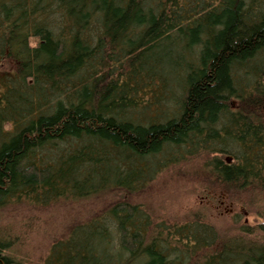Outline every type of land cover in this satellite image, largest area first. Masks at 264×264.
<instances>
[{
	"label": "trees",
	"instance_id": "trees-1",
	"mask_svg": "<svg viewBox=\"0 0 264 264\" xmlns=\"http://www.w3.org/2000/svg\"><path fill=\"white\" fill-rule=\"evenodd\" d=\"M6 63L0 209L142 194L203 157L208 189L256 214L221 238L121 200L41 264H264V0H0ZM11 246L0 264H22Z\"/></svg>",
	"mask_w": 264,
	"mask_h": 264
},
{
	"label": "rangeland",
	"instance_id": "rangeland-1",
	"mask_svg": "<svg viewBox=\"0 0 264 264\" xmlns=\"http://www.w3.org/2000/svg\"><path fill=\"white\" fill-rule=\"evenodd\" d=\"M6 63L0 69L10 71ZM203 157L163 171L142 194L127 196L121 190L82 201L63 200L50 206L18 203L0 209L1 236L10 239L11 253L22 264H41L53 243L64 240L76 225L108 210L121 200L143 205L158 220L183 223L194 214H202L215 227L221 238L238 230V225L254 224L256 214L240 202L216 189H208L205 182ZM207 194V195H206Z\"/></svg>",
	"mask_w": 264,
	"mask_h": 264
},
{
	"label": "clouds",
	"instance_id": "clouds-1",
	"mask_svg": "<svg viewBox=\"0 0 264 264\" xmlns=\"http://www.w3.org/2000/svg\"><path fill=\"white\" fill-rule=\"evenodd\" d=\"M261 223H264V220H261Z\"/></svg>",
	"mask_w": 264,
	"mask_h": 264
},
{
	"label": "water",
	"instance_id": "water-1",
	"mask_svg": "<svg viewBox=\"0 0 264 264\" xmlns=\"http://www.w3.org/2000/svg\"><path fill=\"white\" fill-rule=\"evenodd\" d=\"M229 162V160H227Z\"/></svg>",
	"mask_w": 264,
	"mask_h": 264
}]
</instances>
